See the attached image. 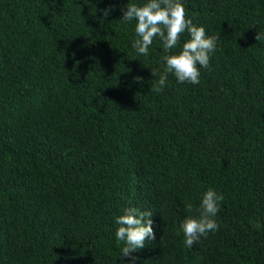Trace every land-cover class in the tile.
<instances>
[{"label":"trees","instance_id":"16d2710c","mask_svg":"<svg viewBox=\"0 0 264 264\" xmlns=\"http://www.w3.org/2000/svg\"><path fill=\"white\" fill-rule=\"evenodd\" d=\"M146 2L0 0V264H264V0H182L217 50L199 85L159 93L151 69L190 35L139 55L120 20ZM209 188L220 227L189 248ZM132 207L156 238L129 258Z\"/></svg>","mask_w":264,"mask_h":264},{"label":"clouds","instance_id":"9594fccd","mask_svg":"<svg viewBox=\"0 0 264 264\" xmlns=\"http://www.w3.org/2000/svg\"><path fill=\"white\" fill-rule=\"evenodd\" d=\"M101 11L107 18L112 9ZM133 20L137 22V39L132 47L144 57L149 55V48L157 38L163 44L164 53H170L180 44L185 32L190 35L179 54L162 56L166 63L164 72L157 68L151 69L152 76L158 77L151 91L162 92L167 84L168 74H174L178 83L199 85L201 68L209 67L211 55L217 50L219 37L208 36L204 27L194 25L192 19L187 18L182 0H147L143 6L129 3L120 22L130 23ZM256 39H260L259 33ZM223 200V194L212 188L203 194L200 206L196 209L199 215L187 216L181 225L187 247L192 248L201 238H207L210 233L219 230L216 217ZM193 210L192 204L186 205L187 212L191 213ZM152 215L151 211L132 207L126 208L124 214L116 218L115 223L119 225L115 233L116 240L125 245L122 248L123 257L131 258L133 252L145 247L147 240H155Z\"/></svg>","mask_w":264,"mask_h":264}]
</instances>
